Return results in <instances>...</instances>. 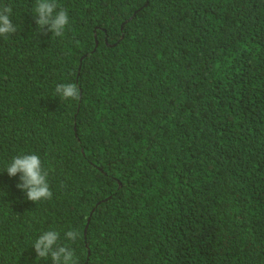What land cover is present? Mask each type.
Wrapping results in <instances>:
<instances>
[{
  "label": "trees",
  "instance_id": "obj_1",
  "mask_svg": "<svg viewBox=\"0 0 264 264\" xmlns=\"http://www.w3.org/2000/svg\"><path fill=\"white\" fill-rule=\"evenodd\" d=\"M0 0V264H264V0ZM61 83L79 98L62 101ZM38 154L53 198L32 202L5 167ZM76 229L80 236L67 241Z\"/></svg>",
  "mask_w": 264,
  "mask_h": 264
},
{
  "label": "clouds",
  "instance_id": "obj_2",
  "mask_svg": "<svg viewBox=\"0 0 264 264\" xmlns=\"http://www.w3.org/2000/svg\"><path fill=\"white\" fill-rule=\"evenodd\" d=\"M35 23L38 28L47 34L51 32L55 37H63L69 26L68 10L60 7L57 0H36L33 9ZM13 8L10 4L0 6V37L8 39L17 32L13 24ZM79 89L75 83H61L55 88V95L62 101L79 98ZM9 177L19 174V183L16 187L26 193L32 202L48 201L53 198V192L48 182L49 171L44 167L38 154H20L14 156L5 167ZM80 236L76 229H70L64 234L67 241L75 242ZM37 257L51 259L52 264H78L75 252L66 244L60 243V233L48 230L38 236L32 243Z\"/></svg>",
  "mask_w": 264,
  "mask_h": 264
}]
</instances>
